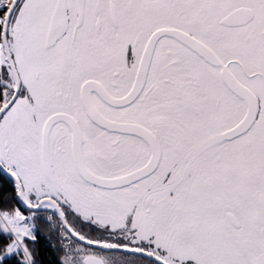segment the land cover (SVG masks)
I'll return each instance as SVG.
<instances>
[{
  "label": "flooded vegetation",
  "instance_id": "flooded-vegetation-1",
  "mask_svg": "<svg viewBox=\"0 0 264 264\" xmlns=\"http://www.w3.org/2000/svg\"><path fill=\"white\" fill-rule=\"evenodd\" d=\"M58 2L19 0L9 25L14 64L15 54L22 55L28 70V81L21 83L18 96L24 90L26 119H16L17 127L2 144L0 140V163L19 178L31 206L53 199L78 236L108 238L110 230L98 226L96 217L89 215L91 211L84 216L71 191L86 187L110 190L83 180L75 157L82 155L91 173L116 178L145 167L160 148L159 165L153 173L115 191H157L163 187L172 193L177 187L172 177L178 162L202 156L207 147H217L219 157L232 156V152L241 156V139L256 136L263 154L264 102L259 92L264 93V0H65L64 32L47 46ZM207 48L259 100L254 124L231 140L223 136L242 121L247 107L222 82V68L200 55H209ZM5 64L9 72L6 76ZM9 74L13 87L6 92L4 104L16 88L5 55L0 65V85H7ZM95 111L121 125L122 130L100 126L93 119ZM230 146H234L233 151ZM18 150L25 153V166ZM247 171L240 168L243 189L245 179L248 182ZM253 171L256 176L250 189L256 198L249 207V222L243 220L241 208L246 211V207L241 196L226 205V216L222 215L224 227L235 239L242 236L252 242L256 231L264 234V162ZM0 172L12 179L17 198V182L2 169ZM38 176L45 180L41 186L47 193L44 196L32 191L33 178ZM42 206L39 211H24L32 213L33 218L61 224L65 255L70 250L79 256L84 254L85 264H95L93 260L103 264H169L152 247L137 248L141 254L108 257L106 254L122 252L104 251L77 241L62 226L53 206ZM103 213L112 218L108 212ZM174 260L188 264L183 258ZM251 260V264H258L255 257Z\"/></svg>",
  "mask_w": 264,
  "mask_h": 264
},
{
  "label": "rangeland",
  "instance_id": "rangeland-1",
  "mask_svg": "<svg viewBox=\"0 0 264 264\" xmlns=\"http://www.w3.org/2000/svg\"><path fill=\"white\" fill-rule=\"evenodd\" d=\"M14 59L20 81L25 85L28 81L25 57L15 54ZM3 60L4 49L0 46V65ZM3 67L6 76V73H9L7 64ZM6 80L8 88L5 93L13 87L10 74ZM22 92L0 123L1 141L17 127L16 119H26L22 107V104H25L23 99L25 92L24 90ZM259 96L264 102L263 91L259 92ZM258 140L260 138L256 136H250L246 141L241 139V156L232 152V156L219 157L218 148L210 146L202 156L190 157L187 163L179 161L172 177L173 181L176 179L173 184L177 183V187L174 186L172 193L166 192L163 187L157 191L100 192L88 187L80 191H71L73 200L80 211L85 213L84 216L91 211L89 215L96 217L98 226L110 230L108 238L97 235L86 240L99 245L134 250L152 247L154 252L162 255L169 264H179L174 257L183 258L188 264H251V258L255 257L256 263L264 264V234L256 231L253 242L242 236L235 239L231 230L224 227L222 217L226 216L224 211L228 207L226 205L241 196V201L246 207V211L241 208L244 212L243 220L249 222V207L256 198V193L250 189V182L255 181L256 173L253 170L264 162V152L262 154L260 151ZM245 147L248 148L247 151ZM255 147L258 156L255 154ZM230 148L234 150V146ZM18 152L22 158L21 163L25 166L28 161L25 153L22 154L20 150ZM28 165H32V162L30 161ZM242 166L248 170L246 176L248 182L243 177L245 189L239 184ZM32 183V191L38 196L47 194L41 188L45 183L42 176L33 178ZM29 194L27 193L28 196ZM102 211L108 212L112 220L104 216L105 213ZM0 226L13 238L4 256L23 253L27 264H32L33 253L28 244L35 239L37 231L33 214L18 209L0 210ZM249 229H252V226H249ZM75 248L77 251L81 250L80 247ZM76 250L73 249L74 252ZM123 254L128 253L116 252L106 255L117 257ZM83 255L79 256L70 250L64 254L63 264H85Z\"/></svg>",
  "mask_w": 264,
  "mask_h": 264
},
{
  "label": "water",
  "instance_id": "water-1",
  "mask_svg": "<svg viewBox=\"0 0 264 264\" xmlns=\"http://www.w3.org/2000/svg\"><path fill=\"white\" fill-rule=\"evenodd\" d=\"M18 2L19 0H12L11 4L8 7L7 13L4 16L3 23H2V32H1L2 45L4 48L7 61L10 65V68L16 80V88H15V92L12 98L7 103L3 104L2 107L0 108V120L3 117V115L7 111H9V109L15 104V102L18 99L19 92L21 89V81H20L18 72L16 70L14 61H13V57H12V53H11L10 45H9V40H8L11 16ZM64 18H66L65 0H59L56 10L53 15L51 26H50L49 35H48V41L50 43L48 42L47 46H51L53 43H55L56 40H58L61 34L64 32V25H65ZM199 47H201V51L204 48L202 45ZM207 51H209L210 53L209 55L203 54V53H200V55L204 57L207 61H209L210 64H213V65L215 64L216 66H219L222 68V72H221L222 82L231 91V93H233L235 96L240 98L247 107L246 114L244 118L242 119V121L236 127H234L232 130H229L223 136L225 139L231 140L247 132L251 128V126L254 124V122L256 121L257 115H258V111H259V100L257 96L248 87L241 84L234 77V75L229 71L228 66L223 65L222 62H220V60L218 59V57L209 48H207ZM147 68H148V63H147ZM92 116H93V119L103 128H106L108 130H120V131L122 130L121 125L107 121L97 111L92 113ZM46 134L44 138H47ZM76 153L81 154V152H77V151ZM160 153H161V149L159 148L158 155L156 156V154L153 153V157L151 158V160L148 162V164L145 167L141 168L140 170L132 174H129L126 176H120L116 178H102V177H99L91 173L89 169L86 167L84 160L82 158V155L79 157H75V164H76V168L78 169L80 176L87 183L93 186L99 187L101 189L115 191V190H120L123 187H126L133 182L147 178V176L153 173L159 165ZM0 169H2L5 173H7L11 178H13L17 182L18 190H19L17 194V198L23 209L29 210V211H39V210L44 209L42 206L43 203L51 204L53 206L54 211H56L57 214L60 216L62 226L77 241L89 247H95V248H98L104 251H121V252L136 253V254L143 253L142 251L128 249L125 247H110V246L99 245V244L89 242L86 239H83L81 236H78L76 233L73 232V230H71V228L67 224V221L62 212V209L60 208L59 204L56 201H54L53 199H45V200L40 201L38 206H31L25 198L23 187H22V184L19 178L9 169L3 166L1 163H0ZM92 262H94L95 264H103L101 260H93ZM160 262L163 264H166L163 261H160Z\"/></svg>",
  "mask_w": 264,
  "mask_h": 264
},
{
  "label": "trees",
  "instance_id": "trees-1",
  "mask_svg": "<svg viewBox=\"0 0 264 264\" xmlns=\"http://www.w3.org/2000/svg\"><path fill=\"white\" fill-rule=\"evenodd\" d=\"M6 11L0 12L3 18ZM1 31H2V26ZM7 85H0V108L6 99L5 88ZM13 181L7 175L0 172V210L12 211L24 209L16 198ZM37 225L35 239L30 241L28 247L33 253L32 264H63V257L66 252V242L62 235L64 230L60 223H49L43 219L34 218ZM12 236L0 226V264H27L23 253L4 256L7 248L12 243Z\"/></svg>",
  "mask_w": 264,
  "mask_h": 264
},
{
  "label": "built area",
  "instance_id": "built-area-1",
  "mask_svg": "<svg viewBox=\"0 0 264 264\" xmlns=\"http://www.w3.org/2000/svg\"><path fill=\"white\" fill-rule=\"evenodd\" d=\"M12 0H0V12L5 11ZM0 16V21H1ZM0 46H1V28H0Z\"/></svg>",
  "mask_w": 264,
  "mask_h": 264
},
{
  "label": "bare ground",
  "instance_id": "bare-ground-1",
  "mask_svg": "<svg viewBox=\"0 0 264 264\" xmlns=\"http://www.w3.org/2000/svg\"><path fill=\"white\" fill-rule=\"evenodd\" d=\"M1 28V27H0ZM2 32V31H1ZM151 257V256H150Z\"/></svg>",
  "mask_w": 264,
  "mask_h": 264
}]
</instances>
